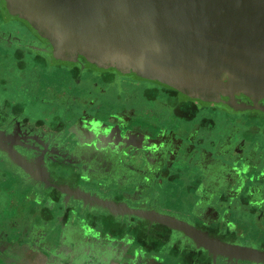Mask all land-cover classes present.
Instances as JSON below:
<instances>
[{
    "label": "flooded vegetation",
    "instance_id": "obj_1",
    "mask_svg": "<svg viewBox=\"0 0 264 264\" xmlns=\"http://www.w3.org/2000/svg\"><path fill=\"white\" fill-rule=\"evenodd\" d=\"M47 48L0 1L1 245L12 234V246L54 256L68 236L78 245L72 256L86 249L83 229L70 226L78 222L89 232L108 230L111 252L125 264H264V112L196 102L83 60L63 63ZM238 102L264 107V99ZM75 194L167 214L260 256L214 258L148 219L79 215L64 203ZM16 195L34 200L33 208Z\"/></svg>",
    "mask_w": 264,
    "mask_h": 264
},
{
    "label": "water",
    "instance_id": "obj_2",
    "mask_svg": "<svg viewBox=\"0 0 264 264\" xmlns=\"http://www.w3.org/2000/svg\"><path fill=\"white\" fill-rule=\"evenodd\" d=\"M0 1L8 14L49 44L42 52L52 59L83 60L93 68L176 90L196 102L264 112L263 106L238 102L264 99V0ZM6 152L30 174L13 148ZM70 201L79 215L99 211L115 219H148L173 228L214 258L260 256L250 248L210 238L167 214L143 212L90 194L67 197L65 208Z\"/></svg>",
    "mask_w": 264,
    "mask_h": 264
},
{
    "label": "crops",
    "instance_id": "obj_3",
    "mask_svg": "<svg viewBox=\"0 0 264 264\" xmlns=\"http://www.w3.org/2000/svg\"><path fill=\"white\" fill-rule=\"evenodd\" d=\"M16 196L17 199H14L15 202L20 201L21 203H24L27 206L29 205V207L33 208L32 205L35 204L34 200L20 198L23 197V195ZM2 218L3 217L0 216V220H2ZM73 225L76 228H82L86 234L84 238H82L83 241L79 242L83 247L86 248L85 251L71 254L72 256L67 255V253H74L72 251L78 246L75 239L67 236V242L66 239H64L58 253L53 256L52 253L45 250L36 252L28 246H12L11 243L12 240H14V236L12 234H6V239L3 240L5 242L4 244L7 243L6 246L1 245L2 243L0 242V264H125L123 261H121L122 259L120 260V253L118 254L116 252H111L113 249V251H115L116 249H110L109 247L111 246V244L108 240L111 236L109 235L108 230H103L99 227L100 232H95L92 228L91 230H93V233L92 231L89 232L90 229L87 228L86 231L83 225H79L78 222H71L70 226ZM0 233L2 234L1 228ZM5 233L7 232L5 231ZM64 235L66 237L67 234ZM101 246H108L109 249L105 250L104 252L102 250L100 251L98 247ZM92 248H94L95 250H92Z\"/></svg>",
    "mask_w": 264,
    "mask_h": 264
},
{
    "label": "rangeland",
    "instance_id": "obj_4",
    "mask_svg": "<svg viewBox=\"0 0 264 264\" xmlns=\"http://www.w3.org/2000/svg\"><path fill=\"white\" fill-rule=\"evenodd\" d=\"M216 107H219V108H221L219 105H216ZM212 117H213V118H215V115H212ZM214 120H215V119H214Z\"/></svg>",
    "mask_w": 264,
    "mask_h": 264
}]
</instances>
